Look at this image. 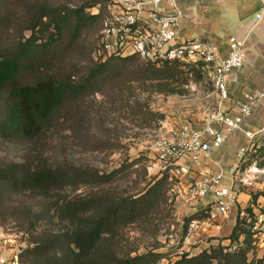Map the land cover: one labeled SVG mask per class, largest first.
I'll return each mask as SVG.
<instances>
[{
    "label": "trees",
    "instance_id": "16d2710c",
    "mask_svg": "<svg viewBox=\"0 0 264 264\" xmlns=\"http://www.w3.org/2000/svg\"><path fill=\"white\" fill-rule=\"evenodd\" d=\"M95 4L71 7L52 5L48 0H0V137L30 146L27 159L0 166V216L1 206L11 196L29 194L45 201V209L33 222L53 224L56 218L64 224L45 227L33 245L22 249L19 257L24 264H32L25 255H33L34 264H157L164 257L151 250L135 255L125 252L121 232L157 207L160 193L164 196L167 184L172 185L168 170L156 174V180L151 179L139 193L130 194L113 185L130 174L123 175L122 165L109 172L78 167L67 159L54 158L51 147L76 115L73 105L121 74L124 66L113 63L115 58L123 62L138 58L141 62L133 65L135 78L164 80L168 88L194 68L202 72V67L179 60L158 65L136 54H112L97 59L86 74L67 70L68 48L79 39L84 23L99 18L102 24L101 10L91 11ZM74 130L81 134L84 129L76 124ZM259 148L263 151L264 144ZM83 184L89 187L85 193L71 196L66 192L70 185L79 188ZM259 196L255 193L242 208L244 215L239 211L232 232L223 237L227 243L222 239L196 253H183L170 264H264V255L249 256L260 242L261 229H254L261 214L254 205ZM207 216L205 210L195 211L187 224ZM186 234L187 230L182 238Z\"/></svg>",
    "mask_w": 264,
    "mask_h": 264
},
{
    "label": "rangeland",
    "instance_id": "374dc122",
    "mask_svg": "<svg viewBox=\"0 0 264 264\" xmlns=\"http://www.w3.org/2000/svg\"><path fill=\"white\" fill-rule=\"evenodd\" d=\"M48 1L52 5L71 7L95 1L96 4L91 8L93 13L100 10L104 13L108 3L106 0ZM100 26L99 18L88 19L84 23L79 39L68 48L69 56L64 64L67 70L86 74L91 64L96 63L100 57L104 59L103 51L99 49V45L96 47L97 43L99 44ZM232 29L230 28L231 31ZM125 62L115 58L113 63L124 66L121 74L113 75L96 94L89 95L85 101L73 105L72 111L78 116V120L76 115L72 117L64 132L59 134V138L52 145L51 155L57 160L67 159L78 167L89 166L101 172H109L122 165L123 175L129 172L130 174L113 185L119 187V190L133 194L139 193L151 179L156 180L154 168L159 171L161 166L156 148L158 141L168 134L166 126L177 114L192 122L206 119L217 102V94L206 74L197 71L196 68L173 81L171 89L164 80L136 79L133 65L141 62L138 58ZM151 113L155 115L152 120L149 118L153 115ZM161 114L164 115L162 118L159 116ZM76 124H80L84 129L81 134L74 130ZM230 139L225 153L219 158L214 157L225 166L232 163L230 156L237 154V150L244 143V133L239 132ZM29 147L25 142L8 141L0 137V166L27 159L30 155ZM263 151L256 147L240 162L238 178H246L247 184L244 185L237 179L236 187L238 190L248 188L250 199L255 193H259L260 196L254 204L257 206L255 212L264 214V173L259 171V168L264 167ZM254 162H256L254 167L258 169L246 173L245 168ZM175 180L179 182V178L175 177ZM182 182L185 185L184 180ZM88 188L84 184L79 188L70 185L66 192L73 196L87 192ZM163 192L165 190H162ZM159 198L157 207L151 210L146 219L132 223L121 232V247L125 252L132 255L150 250L162 252L164 257L157 264H170L183 253H196L212 244L211 240L216 237L212 234L214 232H210V236L206 235L202 239L198 230L190 231L187 221L192 212L185 211L182 201L176 200V194L171 196L168 184L165 195L160 193ZM44 206V200L29 194H14L1 206L0 244L5 254H8L10 249L11 253H16L27 245H33V241L40 238V233L47 226L60 228L64 225L56 218L53 219V224L48 220L33 222L37 213L45 209ZM240 207L238 202L232 212L239 213L242 208ZM186 230L187 234L182 238ZM191 236L196 237L195 240ZM223 237L220 236L218 239L222 240ZM259 238L260 242L255 252H250V259L264 255V225ZM200 239L203 241H199ZM224 243H227V240ZM32 256L25 255L24 258L31 259L34 264ZM26 264H30L29 261Z\"/></svg>",
    "mask_w": 264,
    "mask_h": 264
},
{
    "label": "built area",
    "instance_id": "2783aa9c",
    "mask_svg": "<svg viewBox=\"0 0 264 264\" xmlns=\"http://www.w3.org/2000/svg\"><path fill=\"white\" fill-rule=\"evenodd\" d=\"M185 16L182 0H108L98 45L104 58L112 54H136L158 65L166 60L201 64L214 86L217 102L206 119L192 122L177 114L166 126L168 134L158 141L156 148L161 166L159 171L154 168L153 173L169 171L173 181L171 196L176 194V200L182 201L186 212L205 210L208 213L207 217L194 218L189 223L190 231L198 230L204 239L210 236L208 225L223 224L239 202L236 180L240 162L250 151L264 144V120L257 129L245 127L254 108L264 100V86L244 92L238 112L231 114L226 107L230 99L229 83L233 74L244 66V41L231 35L229 54L222 57L218 44L207 36L182 38ZM261 16L262 13L257 12L256 20ZM241 131L246 140L237 150L238 159L235 157L227 166L215 160L214 151ZM254 165L256 162L244 171L254 172L258 169ZM259 171L264 173V167ZM239 180L247 184L246 178ZM240 213L244 215L245 210L241 208ZM263 225L264 214L261 213L254 229H261V233ZM19 252L20 249L5 254L0 244V264H24Z\"/></svg>",
    "mask_w": 264,
    "mask_h": 264
},
{
    "label": "crops",
    "instance_id": "0c3cea01",
    "mask_svg": "<svg viewBox=\"0 0 264 264\" xmlns=\"http://www.w3.org/2000/svg\"><path fill=\"white\" fill-rule=\"evenodd\" d=\"M182 5L186 14L181 25L182 38L207 36L218 44L222 57L229 54L228 38L231 35L244 41L246 62L231 77L230 99L226 106L231 114H236L244 99V92L256 91L264 86V0H182ZM257 12L262 13L259 20L255 17ZM230 28H233L232 31ZM263 120L264 100L254 108L245 127L248 128L249 124H252V127L256 128L250 126L249 128L257 129ZM230 140L215 150L213 157L219 158L222 153H225ZM244 140H246L245 136ZM235 157L236 154L231 155L230 162H233ZM215 168L212 166V169ZM201 170L205 171L207 167H201ZM244 189L238 190L239 204L242 208L248 204L251 196L248 188L244 187ZM237 215L238 213L232 212L223 224L208 225L209 231L214 232L212 234L216 236L211 240L212 244L218 243L220 236L225 237L232 232ZM191 238L195 240L196 237L191 236Z\"/></svg>",
    "mask_w": 264,
    "mask_h": 264
},
{
    "label": "water",
    "instance_id": "95a60500",
    "mask_svg": "<svg viewBox=\"0 0 264 264\" xmlns=\"http://www.w3.org/2000/svg\"><path fill=\"white\" fill-rule=\"evenodd\" d=\"M22 249H20V251H21Z\"/></svg>",
    "mask_w": 264,
    "mask_h": 264
}]
</instances>
